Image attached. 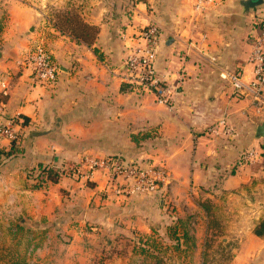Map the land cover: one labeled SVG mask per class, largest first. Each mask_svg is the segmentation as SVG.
I'll list each match as a JSON object with an SVG mask.
<instances>
[{
    "label": "crops",
    "instance_id": "0c3cea01",
    "mask_svg": "<svg viewBox=\"0 0 264 264\" xmlns=\"http://www.w3.org/2000/svg\"><path fill=\"white\" fill-rule=\"evenodd\" d=\"M251 1L211 0L199 9L197 0H137L128 21H93L99 27L91 44L37 27L32 8L10 9L0 22V78L10 85L1 97L0 125L23 122L22 115L30 124L22 125L17 156L3 159L12 141L0 134V207L29 220L52 216L67 190L149 231L145 217L150 223L152 215L139 210L151 211L159 195L119 201L102 174L86 182L65 177L42 188L28 171L86 153L151 157L170 171L169 198L179 218L195 224L179 233L178 264H264V237L254 232L264 217V164L235 167L240 153L254 146L262 148L264 161V140L256 134L264 121V92L262 102L241 95L219 72L224 67L242 71L246 80L252 76L249 61L264 22V0ZM151 23L161 32L156 67L171 88L169 105L125 79L124 59L142 44L141 29ZM41 34L61 68L53 86L36 80L27 59ZM221 119L235 127L234 137L208 130ZM135 134L156 144L137 148ZM215 233L219 240L211 242Z\"/></svg>",
    "mask_w": 264,
    "mask_h": 264
},
{
    "label": "rangeland",
    "instance_id": "374dc122",
    "mask_svg": "<svg viewBox=\"0 0 264 264\" xmlns=\"http://www.w3.org/2000/svg\"><path fill=\"white\" fill-rule=\"evenodd\" d=\"M136 2L137 0H0V22L8 19L9 11L13 7H29L38 15L37 27H42L44 31L50 28L53 33L61 32L77 38L71 28L77 27L82 22L99 27L93 24L97 18L104 23L115 22L119 16L128 21L131 19L128 14L132 12ZM31 31L33 32L34 29L31 28ZM41 40L50 48L44 34L39 35L35 43ZM17 120L13 123L18 124L17 145L19 146L23 138V124ZM7 125H0V128ZM155 144L154 141H140L137 142V148H150L149 145ZM256 148L261 153L260 145ZM240 155L235 164L237 168L247 165L239 162ZM262 155H259V161L248 164H264V161H261ZM122 158L131 162L166 164L151 157L122 156ZM3 159H7V156ZM76 162L79 161L70 158L64 159L57 164L58 166L54 165L55 161L45 166L58 170L68 163ZM1 167L0 165V169ZM28 176L32 184L37 187L43 188L50 183L42 178L43 174L39 167L30 169ZM61 178L65 177L61 176ZM170 184L171 182L166 183L157 193L146 195H159L154 199L155 203L151 211L150 208L148 210L143 206L139 210L144 216H147V213L152 215L150 223L147 221L149 216L145 217L149 231L133 228L134 223H129L126 218L113 217L115 215H111V209L101 208L98 202L92 201L87 204L80 200L77 193L69 196L67 190H63L62 203L50 213L52 216H43L36 220L30 217L33 220H29L28 216L19 215L14 209L0 207V263L10 260L11 257H17V259L24 258L28 264H178L183 255L179 233L184 230L191 231L195 228V224L189 217L179 218L177 205L169 198ZM111 189L113 196L119 198V201L132 197L117 198L112 187ZM160 199L163 200L162 204ZM115 213L118 212L113 211L112 214ZM106 218L110 219L106 220ZM128 229L130 231H127ZM217 234L209 237V240L211 242L219 240V237H215ZM192 249L187 247L186 251L191 252ZM210 253L212 256L214 250ZM217 254L221 257L220 252Z\"/></svg>",
    "mask_w": 264,
    "mask_h": 264
},
{
    "label": "built area",
    "instance_id": "2783aa9c",
    "mask_svg": "<svg viewBox=\"0 0 264 264\" xmlns=\"http://www.w3.org/2000/svg\"><path fill=\"white\" fill-rule=\"evenodd\" d=\"M211 0H197V8L203 9ZM142 44L129 53L124 61L126 68V81L139 90L152 91L158 102L169 105L171 102V88L160 77L156 67L158 47L161 38L160 28L151 23L141 29ZM30 70L36 80L44 86H53L58 81L61 68L55 60L53 51L41 40L38 41L28 54ZM253 65L252 76L246 80L242 71H232L219 67L220 76L227 81L233 89L244 96L252 97L262 102L264 92V22L261 31L255 37L254 48L249 61ZM9 83L0 78V110L3 107L1 97L9 91ZM18 124L9 123L0 128V134L11 141L16 140ZM214 134H223L227 137L236 135L235 127L227 120L221 119L219 123L209 128ZM257 148L243 151L239 162L248 164L259 158ZM76 163H68L61 169H55L59 176L70 177L76 180H93L97 174L107 176L108 184L113 188L117 197H130L134 195H148L157 193L162 186L169 183L171 174L164 163H143L128 161L120 155L100 156L86 153ZM59 168V167H56Z\"/></svg>",
    "mask_w": 264,
    "mask_h": 264
},
{
    "label": "trees",
    "instance_id": "16d2710c",
    "mask_svg": "<svg viewBox=\"0 0 264 264\" xmlns=\"http://www.w3.org/2000/svg\"><path fill=\"white\" fill-rule=\"evenodd\" d=\"M77 35V38L84 40L88 44H91L96 37L98 32V28L95 25H91L89 23L82 22L77 27L71 28ZM23 125L30 124V119L27 116L22 115ZM135 142H140L143 138H147V136L133 135ZM21 152L19 146L17 145V141L13 140L10 150L5 151L3 154L10 158L11 156H17V154ZM41 174H43L42 178L46 181L58 183L61 179L57 171L51 167L41 166ZM255 234L260 237H264V217L262 220L256 225ZM187 240V238L185 239ZM0 264H28L24 258L11 257L10 260L5 261Z\"/></svg>",
    "mask_w": 264,
    "mask_h": 264
},
{
    "label": "water",
    "instance_id": "95a60500",
    "mask_svg": "<svg viewBox=\"0 0 264 264\" xmlns=\"http://www.w3.org/2000/svg\"><path fill=\"white\" fill-rule=\"evenodd\" d=\"M256 2L259 1H253V0L251 1L252 4H255ZM256 134L258 137L264 138V121L257 126Z\"/></svg>",
    "mask_w": 264,
    "mask_h": 264
}]
</instances>
